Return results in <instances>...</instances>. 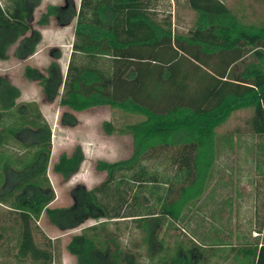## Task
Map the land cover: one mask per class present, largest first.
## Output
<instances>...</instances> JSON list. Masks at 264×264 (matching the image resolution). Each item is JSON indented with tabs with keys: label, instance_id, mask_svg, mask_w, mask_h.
I'll return each instance as SVG.
<instances>
[{
	"label": "trees",
	"instance_id": "obj_1",
	"mask_svg": "<svg viewBox=\"0 0 264 264\" xmlns=\"http://www.w3.org/2000/svg\"><path fill=\"white\" fill-rule=\"evenodd\" d=\"M161 1L80 0L76 9L66 0L46 6L36 21L66 27L75 19L64 74L55 61L45 73L24 68L45 102L58 99L74 113L108 107L136 119L102 124L108 136H130L132 154L98 161L104 181L74 187L68 207H49V125L35 103H17L20 90L0 75V264H62L59 240L37 224L42 214L59 231L80 229L66 245L75 264H221L220 246L229 257L264 264V184L255 190L253 241L233 245L230 213L206 215L205 201L218 131L246 112L247 131L264 140V12L252 18L264 0H171L174 8L169 2L165 11ZM41 2L0 0V61L13 46L17 61L36 53L41 33L30 22ZM181 8L190 20L177 28ZM51 56L60 53L53 48ZM61 124L74 128L77 120L65 112ZM83 161L77 146L58 157L53 172L68 181ZM211 219L217 227L202 229Z\"/></svg>",
	"mask_w": 264,
	"mask_h": 264
},
{
	"label": "rangeland",
	"instance_id": "obj_2",
	"mask_svg": "<svg viewBox=\"0 0 264 264\" xmlns=\"http://www.w3.org/2000/svg\"><path fill=\"white\" fill-rule=\"evenodd\" d=\"M222 1L231 5L237 0ZM169 2L171 1H161L162 10L170 9ZM63 3L64 0L59 1V5ZM45 5L43 2L35 9L30 22L31 27L40 33L47 29L44 32V39L38 45L39 52L36 57L29 61H17L13 57L15 48L13 46L8 52V60L0 61V75L8 76L12 84L21 90L22 95H20L23 101L33 102L39 107L45 105L42 107V111L51 128L48 179L55 195V200L50 207L59 208L68 207L72 204L70 193L74 187L83 186L91 189L104 181L105 174L95 169L98 161L117 162L131 156L132 138L117 133L108 136L105 134L102 124L110 122L114 127H120L127 122H134L136 119L126 117L108 107H97L83 112H70L59 106L58 99L52 103L45 102L39 85L23 77L26 66L45 73L46 68L53 61L60 65L62 74L66 71L73 36L72 28L69 26L57 27L54 20H51L47 27H38L36 21L44 12ZM263 12V7H255L252 18L261 19ZM178 13L182 20L180 19L177 28H182L181 24L188 23L190 16L183 8L178 9ZM53 48L60 53L58 59L51 56ZM196 84L194 89L200 86L198 82ZM153 95L159 94L156 92ZM65 112L72 113L76 118L77 125L74 128H67L61 124V117ZM247 117L248 113L238 112L218 131L219 154L213 169L215 181L211 185L208 198L205 200L209 206L206 215H209L211 211L220 212L223 210V218L228 219L231 216L230 227L227 225L226 228L231 230L232 241H230L233 245H236L241 237L249 238L250 241L256 239L254 232L255 190L257 188L262 189L261 186L264 184V140L249 134L244 123ZM77 146L81 147L83 151L84 161L77 174L70 180L63 181L53 172V165L61 154L69 155ZM18 149L20 147L17 146ZM211 220L206 222L202 229L217 227L215 225L218 223ZM89 223L94 224L93 221ZM37 224L48 238L59 240L63 264H75L74 257L66 250V245L72 235L79 233L80 229L59 231L49 224L45 214H42ZM190 227H194V224L191 223ZM168 239L170 238L167 236L166 240L168 241ZM172 241L174 240L172 239ZM227 253L228 248L221 246L217 248L218 260L221 264H230L231 262H227L228 259L235 262L239 260L233 256L229 257Z\"/></svg>",
	"mask_w": 264,
	"mask_h": 264
},
{
	"label": "crops",
	"instance_id": "obj_3",
	"mask_svg": "<svg viewBox=\"0 0 264 264\" xmlns=\"http://www.w3.org/2000/svg\"><path fill=\"white\" fill-rule=\"evenodd\" d=\"M59 1H62V0H42V2L40 3V5L44 2L46 5L45 6H48V5H56V6H63L64 4H65V2H66V0H64V3L62 4V5H59ZM72 2H73V5L75 6V8L76 9H78V7H79V2H80V0H71ZM171 1V0H170ZM39 5V6H40ZM171 5H172V8H174L173 7V2L171 1ZM73 24V25H72ZM182 26H183V24H181ZM57 26V25H56ZM69 26V28H72L71 29V31H72V35H73V33H74V26H75V19H73L72 21H71V23L68 25ZM45 27H47V26H45ZM58 27V26H57ZM67 27V26H66ZM60 28H63V27H60ZM47 30V29H46ZM45 29L44 30H42L41 31V40L42 39H44V37H45V35H44V32L46 31ZM72 41H73V36H72V40H71V43H72ZM71 51V50H70ZM39 52V50H38V48H37V51H36V53L32 56V57H30L29 59H27L26 61H29V60H32L33 58H35L36 57V55H37V53ZM70 55V54H69ZM69 59V58H68ZM67 63H68V61H67ZM67 67V66H66ZM10 82H11V79L8 77V76H5ZM12 83V82H11ZM20 90V89H19ZM20 94L22 95V93H21V90H20ZM21 95H20V98L17 100V103H24V102H29V101H23L22 99H21ZM30 103V102H29ZM45 105H41V107H39L38 106V109H39V111H40V113L42 114V116H43V118L45 119V120H47L46 118H45V116H44V114H43V111H42V107H44ZM47 122V124H48V122L49 121H46ZM49 125V124H48ZM51 129V128H50ZM19 153H21V152H19ZM50 161V160H49ZM48 167H49V163H48ZM47 177H48V168H47ZM54 202V201H53ZM53 202L49 205V207L53 204ZM0 208H6V207H4V206H2L1 204H0ZM51 208V207H50ZM90 222V221H89ZM89 222H87L86 223V226H89V225H92V224H90ZM72 256V255H71ZM213 261H215L214 259H213ZM227 262H231L230 264H236V263H238V264H247V260H243V259H239L238 261H231V260H229L228 259V261ZM235 262V263H234ZM62 264H63V260H62Z\"/></svg>",
	"mask_w": 264,
	"mask_h": 264
}]
</instances>
